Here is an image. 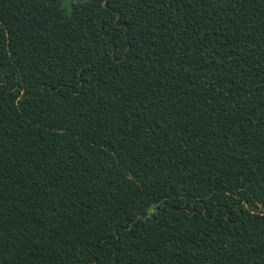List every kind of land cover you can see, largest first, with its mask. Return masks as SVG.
Returning a JSON list of instances; mask_svg holds the SVG:
<instances>
[{
	"label": "trees",
	"instance_id": "16d2710c",
	"mask_svg": "<svg viewBox=\"0 0 264 264\" xmlns=\"http://www.w3.org/2000/svg\"><path fill=\"white\" fill-rule=\"evenodd\" d=\"M0 264H264V0H0Z\"/></svg>",
	"mask_w": 264,
	"mask_h": 264
},
{
	"label": "rangeland",
	"instance_id": "374dc122",
	"mask_svg": "<svg viewBox=\"0 0 264 264\" xmlns=\"http://www.w3.org/2000/svg\"><path fill=\"white\" fill-rule=\"evenodd\" d=\"M75 1L77 0H63V6L68 9L70 7V4Z\"/></svg>",
	"mask_w": 264,
	"mask_h": 264
}]
</instances>
